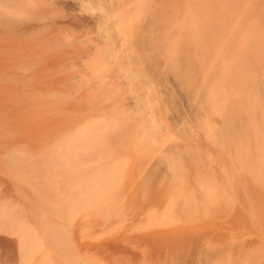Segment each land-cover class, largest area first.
Segmentation results:
<instances>
[{"label":"bare ground","instance_id":"bare-ground-1","mask_svg":"<svg viewBox=\"0 0 264 264\" xmlns=\"http://www.w3.org/2000/svg\"><path fill=\"white\" fill-rule=\"evenodd\" d=\"M114 4L115 15L119 19L118 25L109 23L100 38L93 39L89 37L92 28L107 23L110 15L101 17L88 14L83 11L84 4L81 1L0 0V156H12L11 161L7 160L10 166L13 167V162L17 164V173L21 175L25 172L29 176L27 187H36L30 194L24 181L18 180L15 184L16 181L11 182L9 176H3L7 172L2 176L9 180V185L3 178L0 179V183L4 181L8 186L0 185L4 186L3 189L0 188V232L19 235L15 240L0 234V246L5 244V247H10L9 251L13 249L21 260L28 256L26 253L30 247L35 248V244H38L33 237L37 230L41 229L46 232L49 243L57 247L61 255L68 259L67 261L64 258L68 264H76L73 256L68 255L71 252L70 248L69 251L67 249L66 235L61 227L56 226L51 215L59 210L55 205L59 202L60 205L62 198L69 202L67 206L73 201L74 207L77 201L79 207L76 205L74 208H83V203L87 200L90 204L94 191H88L91 188H88L90 182L87 177L97 169V165L92 167L95 158L102 160L100 156H122L126 149L131 146L136 148L139 142H143L137 141L142 136L141 128L144 126L133 112L141 107L145 95L139 93L133 101H123L126 99L121 98L135 71L141 72L145 77L146 91L156 94L160 99L171 74L185 79L192 89V108L195 114L185 132L183 145L178 146L179 154L191 158V163L188 161L191 167L184 166L185 169L191 170L189 173L184 171L182 162V165L179 162L177 165L173 164L175 169L179 165L176 169L178 176L174 174L177 178L173 177L176 182L171 179L172 184L169 182V176L165 177L170 184L168 186L175 183L172 187L176 193H179L181 188L191 190L187 188L193 185V190L194 186L200 188L197 192L212 191L217 195H224L222 199L235 195L243 204H247L246 194L249 188L259 193L253 195L254 204L261 206L264 200V0H114ZM20 14L27 15L33 36L28 31L30 28H27V23L20 24L22 20L26 21V17L21 19L23 15L20 17ZM13 15L17 17V21H14ZM11 23L18 24L19 27L25 25L24 28L28 30H19L23 36L16 34L12 30L17 32L18 29L12 27ZM9 26L13 28H10V37L13 33L21 35L11 38L15 45L10 43ZM26 31L29 33L27 40L24 38ZM14 37L17 40L20 37L24 44H27L28 39L29 42L32 39V45L29 46L28 42L29 48L22 47L24 44L21 42L23 45L20 47V43L16 45ZM33 37L37 38L34 43ZM133 64L136 66L131 69ZM87 98H93L97 102L95 106L101 112L85 124V120H81L82 117L81 121H74V111L83 108V102ZM95 102L92 101V104ZM86 103H90V100ZM37 123L42 130L47 129L46 133L40 132L44 136L33 131ZM163 132L158 136L159 146L173 141L175 137L169 130H165L164 134ZM15 134L22 137L11 142V135L14 137ZM165 155L167 154L163 156ZM55 156H72L68 161L71 160L73 166L63 157L62 160L67 161L68 165ZM73 156L81 160L83 156V160L95 156L92 157L94 160L90 159L92 166L85 164L92 167L91 173L85 171L87 168L84 169L83 166L84 162L89 160H82V165L79 163L80 171L71 168L76 167L74 164L78 165L79 162ZM58 159L65 167L60 166ZM2 162L0 161V169L4 165ZM55 162L62 167L60 169L57 166L58 170H66L64 173L57 170L66 178L60 179L65 183V187H59L69 189V194L72 195L74 191L71 190H81L84 186L79 184H83L85 189L82 191H88L87 194L91 193L92 196L85 195V191L83 195L90 199L84 197L87 199L84 200L82 197L83 202L79 199L81 194L78 197L76 195L79 193L76 192L73 193L76 197L72 195L73 200L71 197L69 199L70 195H66L64 199L68 190L61 193L62 189L57 187L59 178H53V174L57 173ZM106 163L104 162V165ZM109 165L104 166L105 168L102 163L98 165L102 167L97 170V174H91L97 176H92L91 187L99 183L102 187H97L98 189L109 187V175L114 171ZM116 165L114 164V168ZM83 170L88 174L85 178ZM80 174L86 181L85 184L81 183L84 180L81 181L83 178ZM48 178L49 181L53 178L50 183L58 180L54 184L56 190L52 189L53 184L43 185L52 191L50 196L53 197L51 196L50 200H56L53 199V191H57L59 195L63 194L60 199L57 198L60 201H52L55 207L50 205L49 191H44L42 186V182L49 183L46 180ZM71 182H77L75 187ZM186 185L188 187H184ZM37 189L45 192V196L49 198H43V192ZM98 189L96 191H99ZM171 189L169 187L168 191ZM35 190L42 193L45 202L39 201L40 195ZM174 190L171 192L174 193ZM102 192L100 190L99 194L105 193ZM56 193L54 194L58 197ZM97 195L98 193L94 196ZM192 195H195L194 191ZM200 195L203 194L197 196L201 197ZM190 196L191 194L186 196L187 200H198V197L193 196L195 198L192 199ZM205 196L204 194L205 201L199 198V202L205 204L209 200L212 201L213 194L206 196L207 199L210 196L209 200H206ZM170 197L171 195L166 198ZM186 198L183 197L184 200ZM44 199H48L49 203ZM172 200L169 201L172 203ZM192 206L193 203L189 206L191 210ZM197 206L202 207L201 204ZM258 206L256 208L261 210ZM207 236L202 238V241L211 237ZM37 240L40 241L38 237ZM209 240L206 241L208 244H200L201 248L197 249L201 257L207 256L208 259L212 255L206 250L210 245ZM31 242L35 244L30 246ZM158 245L160 244L156 243V247L152 248L155 254L156 250L163 251L162 246L161 250L157 248ZM38 246L39 244L36 247ZM33 249V253L35 250L38 252ZM33 253L30 252V255ZM70 256L75 262L72 258L70 260ZM19 260L16 257L15 263L23 264V261L18 262ZM199 260L195 264H201ZM244 264H247V258Z\"/></svg>","mask_w":264,"mask_h":264},{"label":"rangeland","instance_id":"rangeland-1","mask_svg":"<svg viewBox=\"0 0 264 264\" xmlns=\"http://www.w3.org/2000/svg\"><path fill=\"white\" fill-rule=\"evenodd\" d=\"M77 1H81L84 4L83 11L88 14L97 15V16L100 15L101 17L104 16L105 14L110 15L107 23H105L101 27L95 26L94 28H92L91 32L89 33L90 38L91 37L93 39L100 38L101 34L103 33V30L111 22H113L114 25H118L119 19L115 15L114 0H77ZM9 15L11 16L12 14ZM15 15H13L15 17L14 21L15 20L17 21L16 16L18 14L16 16ZM22 15L20 14V17L22 16L21 19H24L26 17V21L22 20L20 24L25 22L24 24L26 25L27 23V28L29 29L30 28L28 22L29 19H27V15L25 14ZM21 19L18 20V24L19 21H21ZM30 23H32V21H30ZM17 25H13L11 23L12 27L18 29L17 32L15 29L12 31L16 34H21L22 32L20 33V31L22 28L25 27V25L24 27L20 26L21 28L19 27V25L18 27H16ZM12 27L9 26L8 30L11 31L10 28ZM12 31L10 33L8 32L11 45L14 43L13 41H11L13 40L11 38H13V36L16 35L13 33V36L10 37ZM22 31L25 32L23 29ZM28 31L29 33H31L30 35L33 36L34 33L31 32V28ZM26 33L24 34V36L26 35V37L24 38L27 40V35L29 33L27 31ZM21 35H16V36H21ZM35 37H33L35 39L33 43L36 42L37 40V38ZM15 38L16 37H14V40ZM24 38L22 39L24 40ZM18 40L16 38L17 41L16 45L17 44L19 45L20 43V47H21L24 44V42L21 41L20 37ZM30 40L32 41V39ZM21 42H23L22 45ZM28 42L27 44H24L22 47H26L28 45ZM30 42H29V46L32 45V43L30 44ZM13 45H15V43ZM29 46L27 47L29 48ZM112 65L114 64L112 63ZM135 66L136 65L133 64L131 69H134ZM100 67H104V65H100ZM146 87L147 85H146L145 77L142 75L141 72L135 71L133 74V79L132 81L130 80L127 90L123 93V95H121V98L126 99L123 101H127V100L133 101L137 96H139V93H143L145 95L144 100H142L143 102H141V107L133 112L134 115L137 117L138 121L140 122V124L144 126L143 128H141L143 131H141L142 136L140 140L136 138V140H138L137 142L143 141L141 142L142 144L139 142V144L143 145V147L142 146L140 147L139 144L138 147L136 146V148H133L131 146L130 148L132 149L130 148H128L129 150L126 149V151H124V154L122 156L120 155L106 156V158L100 156L102 157V160L101 158L99 160L98 157H97L98 159L95 158V156H91V157L89 156L90 159L92 157L95 158V161L92 162L93 166L90 159L88 157H86L88 159L85 158L90 162L83 160L84 159L83 156L82 160L86 161L84 162L83 166H85L84 169L87 168L85 169V171L87 170L89 174L91 173L90 169L95 165H97L95 166V168L97 167V169H95V171H93L94 169H92V171L94 173L96 172V174L98 169H101L102 166L108 167L109 164H111L109 165L111 167V170L114 169V171H117L114 172L112 170L113 172L112 173L110 170V173L112 174L111 176L109 175V177L112 181L110 180L109 183H107L109 187L103 186L104 187L103 189L108 188V190L98 189L102 187L100 186L101 183L97 184V186L96 184H94L95 187L94 186L91 187L92 185L91 183L93 181L92 179L97 178V176L95 175L94 177L93 176L94 173H91L93 174V175L90 174L91 178L90 176L87 177L88 174H86V172H84L83 170L82 174L84 175V178L86 176L87 178H89L88 181L90 182V186L88 188L91 189L88 191L91 192L92 190L94 191L93 193L91 192L92 195L93 194L95 195L97 193L98 195L92 196L91 193L87 194L88 191L86 192L84 190L85 195L87 194L92 196L90 197L92 199L96 198L95 201H93L94 199L93 200L91 199L90 204H88L89 202L87 203L88 200L85 198H89V197L84 196L83 195L84 191H82L83 189H85L84 188L85 185L79 184V186L80 185L84 186L83 188L81 187V190L78 189L71 190V192L74 191L73 193L76 192L79 194L78 195L73 193L71 194L73 196L76 195L78 197L80 194L83 195V196L80 195L79 199L82 200L85 197L84 200H87L85 202L86 204L83 203L84 201L82 200L84 207L82 208L81 206V208H74L77 205L76 204L77 201H75L74 207L72 206L73 203L72 201L70 203L71 205L69 204L70 207L67 206L68 205L67 203L69 202L66 201L65 198L66 195L67 196L70 195L69 194L70 190L64 189L65 183L63 184L62 180L63 178H65L63 173L66 170L63 171L64 169L63 168L61 171L60 169L64 166V164L62 165L61 161H64L63 163L65 164L67 163V165L71 163V166H73V163L70 162L71 160L68 161V159H72L71 158L72 156L71 157L67 156V158L66 156H55L58 158L60 157L61 161H59L58 159V162H60L61 163L60 166H62L59 167L58 165H56L58 162H55L54 163L55 165L54 167L56 168V169L54 168L56 170L55 172H57L58 167L60 168L59 170L63 172V173L61 172L54 173L55 175L59 174L56 176H54L53 174V178L54 177L55 179L59 178V181L57 180L58 182L55 180L57 183L54 181L53 183H50L51 179L53 180V178H51L50 181L49 178L46 179L48 180L47 182L49 183H43L41 181L42 186L47 184L48 185L50 184L52 186L53 184L52 186L53 190L57 189L54 187L55 183L58 185V186L56 185L57 187L63 185L64 187L62 186H61L62 188L59 187L60 189H62L61 193H64L66 192V190H68V192L65 193V197L63 196L65 200H62L63 199L62 198L61 204L59 205L60 202L56 203L60 201L57 200V198L60 199L63 194L60 193L61 195L60 196L59 193H56L57 191L56 192L53 191L52 193L54 195L53 199H56L54 201V200H50L53 197L52 195H51L52 197L50 196L52 191L50 192V190L47 189V186L46 188L43 186L45 188V190L44 189L43 190L44 191L48 190L49 192L48 191L47 192L49 193V195L48 193L47 195L50 196L51 198L45 196L46 193L39 189L40 191L43 192V194L45 193L43 195V198L44 196L45 198L47 197L49 198V201H51L50 205L53 203L52 201H54V203H56L55 206L59 207V208L57 207L59 210L54 208L57 210L56 211L57 213L54 212V214L51 215V218L54 220V223L56 224L57 227L62 228L63 234L66 235L65 237L68 245L67 249L69 251L70 248V252H71V254L68 253V255H72L73 258L76 260V262L73 260L71 256H70V260L72 258V260L76 264L77 262L78 264H195L199 260V258L200 260L202 258H205L204 260L203 259L201 260V264H244L247 258V264H264V200L261 206L260 205L258 206V203L254 204L252 201L253 195L259 194L258 192L255 193L256 191L253 192L254 189L251 190L247 188V194H246L247 204H243L241 203L242 201L240 202L239 198L237 199L235 195L233 196L234 198L232 197L227 199L228 197H225L224 199H222L224 195L222 194L217 195L212 191L205 190L206 191L205 192L204 190L201 189L202 192L201 191L197 192L198 190H200V188L194 186L195 189L193 190L192 189L193 185L191 186V184L189 186H191L192 188L191 187L189 188L187 185L184 187H188L187 189H191L192 191L191 190L187 191L185 188L183 189L181 188V191L179 190L181 193L175 192L174 188L172 187L175 186L174 185L175 183L172 186H168L173 182H176V180H173V177L177 178L178 176V174H176L177 173L176 169L179 168V165L176 166L177 168L175 169V166L173 168V164L177 165V163L179 162V164L181 165L182 163H184L182 167L184 166L191 167L189 166L191 165L189 164L191 158L189 156L188 157L185 156L184 154H179L178 146L183 145L185 132L188 129L191 120L195 114L194 113L195 111H193L192 108V97H193L192 89L187 85L185 79L178 78V76L176 77L174 74L168 76V84L165 88V91L161 99L158 98L156 94L154 95L153 93H150L148 90L146 91ZM88 99L90 100V103H86V101L89 102ZM91 100L95 102L93 98L92 99L87 98L83 102L85 103L83 105V108H80L79 111L76 109L77 112L76 110L74 111L75 113L73 112L75 114L73 115L74 116L73 119H75L74 121L79 122L81 120H85V122H83V124H85L90 120H92L95 117V115L101 112L98 110V107H96L97 102H95V104L94 103L92 104ZM82 126L84 128V125ZM165 130H169L175 135L174 140L168 142L165 145L161 144L162 146H159L160 143H158L159 142L158 139H160V137L158 136L161 135L163 131L165 132ZM33 131H36L38 133L40 132L46 133L47 129L43 128L42 130V127L37 123L34 125ZM40 135L44 136L42 133H40ZM143 136L146 138L144 139ZM11 137L12 138L10 140L12 142L13 140H19L22 136L21 135L17 136L15 134L14 137L13 135H11ZM146 139L151 144L147 143ZM144 142H146V144ZM162 148L164 149L162 150ZM164 154L167 155L163 156ZM61 157H63V159H66L69 163L67 161L65 162V160H62ZM73 157H75V160L77 159V161L79 162L76 161L78 165L75 163L74 165L76 167H71V168L78 169L79 165L83 164V161L79 159V157L76 158L77 156H73ZM10 158H12V156H10L9 154L7 156H0V161L2 162L4 160L2 162L4 163V165L2 164L3 167H1L0 169V179H2L3 176L7 175V177L9 176L8 178L11 179V182L16 181L15 184H17L18 180H20V182L24 181L26 184L25 188H27V190L30 191L29 193L31 194L34 188L36 189V187H30V185L27 187L28 185L27 183H29V176L23 171L22 172L25 174L23 173H21V175L18 174L17 171L19 169L18 167H16L17 164L13 162L11 165H13V167H16L13 168L12 166H10V162L7 161ZM110 159H112L111 160L112 163L110 162ZM92 160L94 159L92 158ZM5 161H7V164ZM80 161H82V163ZM99 162L100 164L102 163L101 167L98 166L100 165ZM104 162L106 163L105 165ZM86 163H89V166L91 165L92 167H88L87 165H85ZM114 164L115 165L117 164L115 166L116 170L114 168ZM120 165L122 166L119 167ZM185 167L183 168L184 171L189 173L190 172L189 170L191 169L190 168L185 169ZM15 169L18 170L16 171ZM60 174H62L63 177L61 175L60 178ZM82 174H80V177L82 176ZM174 174H176L177 176ZM167 176H169L170 179L169 182L171 181L170 184L169 182H167L168 181L166 179ZM81 178H83V176ZM84 178L81 181H83ZM60 179L62 180L60 181ZM171 179L173 180V182ZM3 180L6 182V184L9 183L8 182L9 180H7L6 177L3 178ZM5 182L4 184L0 183V185H4L8 187L5 184ZM77 182L74 183L71 182V184H74L75 187V183ZM68 183L69 181L67 179V184ZM81 183L85 184L86 181L84 180ZM4 186H1L0 188L3 189ZM77 186L78 185H76V187ZM169 187L170 189L171 187L173 188L171 190L172 191L174 190V193L171 192V190L168 191ZM95 188H97L99 191H96L97 189ZM63 189L65 191H63ZM77 190L82 191V193L78 192ZM100 190L101 192L102 191H104L105 193L107 191L108 192L107 194L104 193L105 195L104 194L102 195L100 193L101 194L100 195L99 194ZM182 190H184L183 191V193L185 192L184 194L182 193ZM38 191L36 193H39ZM189 191L190 193H188ZM193 191L195 192V195H192ZM168 192L170 193L171 197L167 199L166 197L170 196L168 195ZM209 192L210 193L212 192L213 194V196H211L213 202L209 200L210 196H208V199L206 197L207 195H212ZM54 193H56L58 197H56ZM175 193L178 196H180V194L181 196L183 195L182 198L179 199L181 196L176 197L177 195ZM201 193L203 194L200 195L201 197L197 196ZM188 194L189 195L191 194L192 197L190 196V198L192 199L195 198L193 196L198 197L197 198L198 200L195 199L196 202L191 199H190L191 201L187 200V198L189 199V196L186 198ZM204 194L206 195L205 196L206 200H209L211 204H209V201H207L208 203L205 202L206 205L204 203L202 204V201H205L203 197ZM39 195L40 196L38 198L42 199V200L39 199V201L45 202L43 201L42 193H39ZM72 195L68 196L69 199L71 197V200H73ZM68 197L67 200H69ZM174 197H176L178 200H175L176 198ZM183 197L184 199L186 198V200H184ZM199 198H202V201L200 199L201 202H199ZM170 199L171 200L173 199L172 201L174 203L173 202L171 203V201H169ZM44 200L48 201V199H44ZM64 201H66V203ZM185 201H189L193 203L194 205L192 206L193 210L189 208L191 203ZM42 202H40L41 205H43ZM167 202H170L171 204ZM197 202L198 204L195 205L194 203ZM200 204L202 207L197 206ZM207 204L209 206H207ZM52 205L54 206V204ZM257 206L261 207V210L259 208H256ZM68 207L70 209L74 208L75 210L74 209L70 210ZM77 207L79 206L77 205ZM0 234L1 236L3 235L4 237L10 239L17 240V238H19L18 237L19 235L17 233L9 235L7 233L0 232ZM206 235H208L207 237H209L210 235L212 238L209 237L210 240L209 238H207L204 241H202V238H205ZM35 236H37L40 241H38L37 237ZM35 236L33 237V239L36 238L34 240L36 243L39 244L38 246L39 248L36 247L38 244L33 243L34 240L32 239L33 242L30 243V246H33V244H35V248L30 247L31 249L29 248L30 250L29 249L27 250L26 256L27 255L28 256L24 257L25 262L23 259L21 260L20 258H18V256L15 254L17 252H15L13 249L12 251H9V249L11 250L10 247L9 248H7V246L5 247V244L3 245V247L0 246V264H16L15 263L16 257L18 260L20 259L21 261H23V264H68L67 262L68 259H66V257H63L61 255V252H59L56 249L57 247L55 248L49 243L46 232H44L41 229H38ZM208 240L210 245L206 250L207 252H211L210 254H212L209 256L210 257L209 259L207 258V256L201 257V254H198L199 251L197 250L200 247V244L204 246L205 244H208L206 242ZM211 240L213 241L210 242ZM156 243L160 244L157 247L158 249L161 250L163 247V251L156 250L157 253L155 254V251L152 248L157 246V245L154 246ZM33 248L37 249L38 252L35 250V252L33 253V251H31ZM39 250H41V252H39ZM30 252L33 254L30 255ZM28 257L30 260H28ZM20 260L18 262H20Z\"/></svg>","mask_w":264,"mask_h":264}]
</instances>
